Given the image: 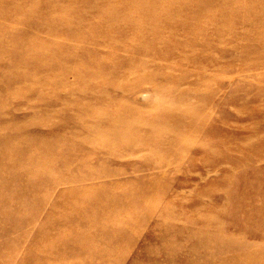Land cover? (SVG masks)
Returning a JSON list of instances; mask_svg holds the SVG:
<instances>
[{
	"label": "rangeland",
	"instance_id": "1",
	"mask_svg": "<svg viewBox=\"0 0 264 264\" xmlns=\"http://www.w3.org/2000/svg\"><path fill=\"white\" fill-rule=\"evenodd\" d=\"M0 264H264V0H0Z\"/></svg>",
	"mask_w": 264,
	"mask_h": 264
}]
</instances>
